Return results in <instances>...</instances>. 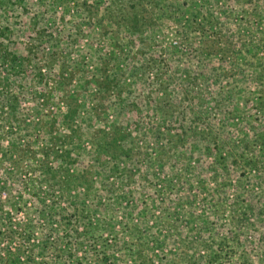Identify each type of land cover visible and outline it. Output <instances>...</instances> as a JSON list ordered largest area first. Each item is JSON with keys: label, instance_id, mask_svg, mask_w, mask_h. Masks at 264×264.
Listing matches in <instances>:
<instances>
[{"label": "rangeland", "instance_id": "1", "mask_svg": "<svg viewBox=\"0 0 264 264\" xmlns=\"http://www.w3.org/2000/svg\"><path fill=\"white\" fill-rule=\"evenodd\" d=\"M0 264H264V0H0Z\"/></svg>", "mask_w": 264, "mask_h": 264}]
</instances>
